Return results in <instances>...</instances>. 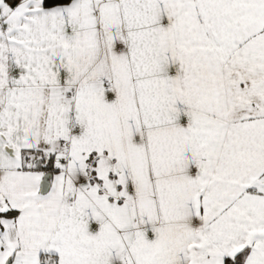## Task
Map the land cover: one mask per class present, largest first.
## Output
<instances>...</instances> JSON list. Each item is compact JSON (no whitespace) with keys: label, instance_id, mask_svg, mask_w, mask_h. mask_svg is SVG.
<instances>
[{"label":"snow or ice","instance_id":"obj_1","mask_svg":"<svg viewBox=\"0 0 264 264\" xmlns=\"http://www.w3.org/2000/svg\"><path fill=\"white\" fill-rule=\"evenodd\" d=\"M0 264H264V0H0Z\"/></svg>","mask_w":264,"mask_h":264}]
</instances>
